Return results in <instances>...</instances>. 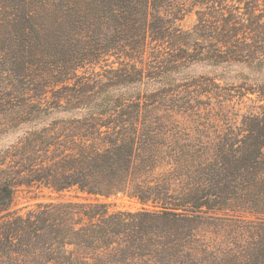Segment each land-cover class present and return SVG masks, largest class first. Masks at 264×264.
<instances>
[{"label": "rangeland", "instance_id": "rangeland-1", "mask_svg": "<svg viewBox=\"0 0 264 264\" xmlns=\"http://www.w3.org/2000/svg\"><path fill=\"white\" fill-rule=\"evenodd\" d=\"M32 3L41 20L48 16L46 8L58 15L76 9L69 0H0L1 22ZM158 4L162 15L149 17L150 31L136 50L87 56L81 47L78 55L62 62L49 61L36 71L29 61L14 65L10 60L19 53L2 49L0 163L8 175L15 176V171L34 158L39 163L51 157L52 142L59 135L67 139V151L78 152L84 147L83 134L104 149L120 134L136 132L140 147L147 150V157L137 163L150 166L148 175L141 178L150 179L151 184L170 183L171 192L186 191L190 176L196 174L194 166L212 160L227 138L231 142L242 138L247 118L264 114V97L259 91L264 85V54L255 50L259 59L249 51L238 56L234 45H244L243 41L226 44L231 48L221 56L217 47L223 44L217 36L225 29L230 41L248 40L254 30L261 34L264 0H160ZM50 26L57 23L52 21ZM48 58L53 60L51 55ZM25 109L30 113L25 114ZM48 144L50 151L45 153ZM67 201L105 202L111 210L132 213L161 209L152 201L144 203L122 192L106 197L76 187L56 190L40 181L20 183L10 203L0 205V264H10L2 236L8 219L26 217L42 204ZM221 202L194 211L176 209L193 216L194 223L185 218L173 231L167 232L169 225L157 228L165 243L171 233L179 236V264H262L264 205L250 210L252 201L247 197ZM169 247L157 249L168 253L179 248ZM165 260L153 258L150 264Z\"/></svg>", "mask_w": 264, "mask_h": 264}, {"label": "trees", "instance_id": "trees-1", "mask_svg": "<svg viewBox=\"0 0 264 264\" xmlns=\"http://www.w3.org/2000/svg\"><path fill=\"white\" fill-rule=\"evenodd\" d=\"M158 1L69 0L76 8L74 12L58 15L46 8L44 13L48 16L44 20L32 3L22 13L13 12L5 22L0 20V52L6 49L19 53L10 62L19 65L29 61L37 71L49 61L62 62L74 57L70 55H78L81 47L87 56L104 55L106 51L117 53L127 48L136 50L150 31L149 17L162 15ZM52 21L57 23L56 27L50 26ZM259 30L261 34L254 30L248 40L241 41L228 40L231 35L223 30L222 35L217 36V41L223 43L217 46L218 55H223L236 41H243L244 45H234L238 48L236 54L249 51L252 57L259 59L255 50L264 54V26ZM230 42L231 46L227 47ZM50 55L53 60L48 58ZM74 71L72 69L70 74ZM259 91L264 97V85ZM24 113L30 112L25 109ZM243 125L246 134L242 138L233 142L227 138L212 160L194 166L196 174L190 176L186 191L171 192L170 183L151 184L150 179L141 178L143 174L148 175L150 166L141 167L137 163L138 159L147 157V150L140 147L136 132L120 134L104 149L97 147L92 136L83 134L84 147L78 152L67 151V139L62 140L59 135L52 142L55 147L51 157L45 156L39 163L35 158L26 162L21 170L15 171V176L8 175L0 163V205L10 203L16 185L40 181L56 190L76 187L90 195L107 197L122 192L144 203L152 201L161 206L159 210L132 213L111 210L110 204L98 201L39 205L26 217H12L5 222L2 236L9 248L10 264H150L153 258L165 260L168 255L170 259L161 264H179L182 256L179 236L171 233L165 243L160 240L157 228L169 225L167 232H170L185 218L190 220L189 224L194 223V219L174 210L210 208L226 199L243 197L252 201L250 210L259 208L260 203L264 205V114L247 118ZM39 139L37 151L41 146ZM226 144L232 146L226 147ZM50 145L44 149L45 153H49ZM215 197L218 199L212 200ZM68 246L74 248L71 250ZM159 246L165 250L169 246L179 248L163 253L165 250L157 249ZM32 253L34 258L29 259Z\"/></svg>", "mask_w": 264, "mask_h": 264}]
</instances>
